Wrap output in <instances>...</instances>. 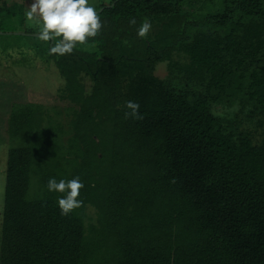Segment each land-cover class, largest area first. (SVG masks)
I'll list each match as a JSON object with an SVG mask.
<instances>
[{"label":"trees","instance_id":"16d2710c","mask_svg":"<svg viewBox=\"0 0 264 264\" xmlns=\"http://www.w3.org/2000/svg\"><path fill=\"white\" fill-rule=\"evenodd\" d=\"M23 9L0 0V24ZM96 10L103 28L72 54L47 43L67 131L41 105L10 109L0 264H264V0ZM77 176L83 205L62 216L47 181Z\"/></svg>","mask_w":264,"mask_h":264},{"label":"rangeland","instance_id":"374dc122","mask_svg":"<svg viewBox=\"0 0 264 264\" xmlns=\"http://www.w3.org/2000/svg\"><path fill=\"white\" fill-rule=\"evenodd\" d=\"M3 1L9 4L14 2L18 7L23 5L24 9L21 16L16 14L10 22L0 24V239L7 152L17 146L7 133L11 107L26 103L41 105L48 111L49 118L67 131L70 106L60 99L64 88L63 79L54 64L45 59L47 43L38 39L36 24L26 21L25 13L33 0ZM109 1L89 0V3L96 8L100 2ZM166 66H156L155 77L164 79L167 75ZM81 82L89 93L91 83L88 78L81 77ZM32 186L28 197L34 196ZM95 221V211L87 207L84 218L86 228Z\"/></svg>","mask_w":264,"mask_h":264},{"label":"clouds","instance_id":"9594fccd","mask_svg":"<svg viewBox=\"0 0 264 264\" xmlns=\"http://www.w3.org/2000/svg\"><path fill=\"white\" fill-rule=\"evenodd\" d=\"M27 22L36 24L38 39L49 43L51 55L72 54L77 45H85L89 38H95L103 28L100 14L89 0H33L25 13ZM135 24L136 20L130 21ZM151 29V23L145 22L137 30L138 38H145ZM125 117L142 119L140 104L129 100L125 104ZM84 183L79 176L70 180L57 181L50 178L47 190L59 193L56 200L62 216H67L83 205L80 199Z\"/></svg>","mask_w":264,"mask_h":264},{"label":"crops","instance_id":"0c3cea01","mask_svg":"<svg viewBox=\"0 0 264 264\" xmlns=\"http://www.w3.org/2000/svg\"><path fill=\"white\" fill-rule=\"evenodd\" d=\"M27 5H29V4H27ZM23 6V5H22ZM30 6V5H29Z\"/></svg>","mask_w":264,"mask_h":264},{"label":"water","instance_id":"95a60500","mask_svg":"<svg viewBox=\"0 0 264 264\" xmlns=\"http://www.w3.org/2000/svg\"><path fill=\"white\" fill-rule=\"evenodd\" d=\"M101 10H99V12H100Z\"/></svg>","mask_w":264,"mask_h":264}]
</instances>
